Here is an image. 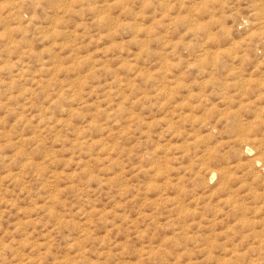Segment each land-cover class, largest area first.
Segmentation results:
<instances>
[{
	"label": "rangeland",
	"instance_id": "374dc122",
	"mask_svg": "<svg viewBox=\"0 0 264 264\" xmlns=\"http://www.w3.org/2000/svg\"><path fill=\"white\" fill-rule=\"evenodd\" d=\"M0 264H264V0H0Z\"/></svg>",
	"mask_w": 264,
	"mask_h": 264
}]
</instances>
